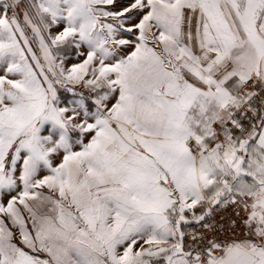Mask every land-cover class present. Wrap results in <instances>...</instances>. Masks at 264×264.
<instances>
[{
  "label": "snow or ice",
  "instance_id": "1",
  "mask_svg": "<svg viewBox=\"0 0 264 264\" xmlns=\"http://www.w3.org/2000/svg\"><path fill=\"white\" fill-rule=\"evenodd\" d=\"M0 264H264V0H0Z\"/></svg>",
  "mask_w": 264,
  "mask_h": 264
},
{
  "label": "built area",
  "instance_id": "2",
  "mask_svg": "<svg viewBox=\"0 0 264 264\" xmlns=\"http://www.w3.org/2000/svg\"><path fill=\"white\" fill-rule=\"evenodd\" d=\"M234 218V214L231 208H224V209H220L214 218V221L217 224L220 225H224L223 230H221L220 232H218V235L220 236V238H232V231L228 228V225L231 222V219ZM235 237L237 239L243 238V233L240 232L239 230L236 231L235 233Z\"/></svg>",
  "mask_w": 264,
  "mask_h": 264
},
{
  "label": "rangeland",
  "instance_id": "3",
  "mask_svg": "<svg viewBox=\"0 0 264 264\" xmlns=\"http://www.w3.org/2000/svg\"><path fill=\"white\" fill-rule=\"evenodd\" d=\"M54 31H57V29H55ZM75 62H77V61L69 59V60L65 61V64H66V66H70L72 63H75ZM66 98L71 99V95L70 94H66Z\"/></svg>",
  "mask_w": 264,
  "mask_h": 264
},
{
  "label": "crops",
  "instance_id": "4",
  "mask_svg": "<svg viewBox=\"0 0 264 264\" xmlns=\"http://www.w3.org/2000/svg\"><path fill=\"white\" fill-rule=\"evenodd\" d=\"M55 29H53V31H54Z\"/></svg>",
  "mask_w": 264,
  "mask_h": 264
}]
</instances>
